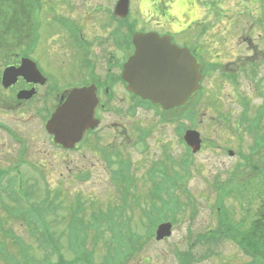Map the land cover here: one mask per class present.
Instances as JSON below:
<instances>
[{
    "label": "rangeland",
    "instance_id": "obj_1",
    "mask_svg": "<svg viewBox=\"0 0 264 264\" xmlns=\"http://www.w3.org/2000/svg\"><path fill=\"white\" fill-rule=\"evenodd\" d=\"M211 1L213 0H197L194 12L200 14V18L208 17L211 13L218 25L215 28L216 35H221L220 41L225 42L221 49L230 50V43H236L234 50L236 53L235 63L240 60V66L249 67L251 66L249 64L250 61H253L255 74L251 78L245 77L241 79L239 83L236 81V83L228 82L224 84V82L211 79L207 81L203 99H198L199 101H197L195 97L190 103L195 105V109L199 112L200 123L205 119H210L213 122V116L219 111L225 113L227 118L230 116L234 120L243 118L245 113L243 112V106H245L243 97H249L253 94L251 92L253 91L252 85L255 84V80L257 83H262L264 91V65L260 62L264 59V40L261 38V34L264 31L263 25L253 22L254 19L259 17L262 20L264 19L262 0H214V10L207 7H212ZM112 2L113 0L38 1V12L32 21L34 36L31 42L27 44L26 52L34 51L32 60L37 62L45 70L46 74L58 78L62 84L66 85L74 80L77 68L74 65L69 66L68 62L63 65L60 54L65 53L62 54L63 59L67 58V55H69V60L73 59L74 51L71 47L74 44L70 40L71 38L65 37V32L58 30L59 25L53 19L54 14L52 12L55 11L56 14L64 13L81 21L87 35L101 38L100 35L104 33L103 28L108 23ZM44 4L46 9L40 12V7ZM154 9L155 7L151 0H133L132 16L139 20L140 26L156 25L157 18L153 16ZM176 9L181 11L182 7L177 6ZM151 10L152 12H150ZM27 13L28 4L26 0H0V52L3 54L6 52L7 59L14 57L13 51H17L24 43L30 40L31 15L27 17ZM91 14L95 16V20L89 17ZM65 17L63 16V18ZM149 18L153 21L146 23L145 20ZM243 32H246L245 38L251 37L249 41L239 37ZM47 42H50L51 46L49 47H52L54 57L50 55L51 51L46 44ZM74 60L80 63L79 57ZM78 68H81V66ZM78 77L76 76V79ZM0 91L3 90L1 89ZM254 94L256 95L254 103L257 106L264 98L261 96L257 97L259 95L257 93ZM3 103L6 104L4 101ZM254 111L255 109H252L251 113L245 114L250 116L254 114ZM151 114L141 112L138 115H132L128 113V116H126L125 112H109L106 115L105 125H108V127L109 125H115L117 127L113 129L115 137L113 130L107 129V133L103 136V139L101 138L105 146L110 142L112 143L110 147L118 148V146H121L119 148L122 152L120 153L121 158L132 160L130 170L134 178H136L133 190L139 199V205L141 203V205H144L149 200L147 192L151 184L148 185L146 183V174L149 169L157 161H166L169 155L176 160H180L183 157V148L179 139L175 136L173 125L169 127L160 126L157 124L158 120L152 118ZM4 118L7 120V117ZM216 120L227 122L220 116H217ZM32 121L37 122L35 118ZM37 123L38 125H35L36 129L25 122L22 124V128L25 129L30 141L26 158L23 157L25 162L20 167L23 170V174L21 172L17 173L13 169L15 160L18 158L16 153L19 150V145L8 140L0 131V219H3L4 227L12 229L15 234L14 237L6 239L7 253L9 252L14 257L21 259L19 243L16 241L21 238V242L29 246V254L34 258L35 264H42V261H45L47 256L52 261L57 260L58 252L53 249L54 246L49 245L45 235L40 231L35 232V234L31 231V227L35 231L42 228H39L35 222H32L33 225L29 227L27 224L30 221L27 222L24 215L12 218L2 205L4 200L9 208H25L28 201L36 205V203H41L45 200L50 193L49 203L53 204L56 209L51 210L45 205V217L52 224L50 232L55 242L60 246L59 253L67 260L72 261L76 257L75 251H81L83 248L84 253L81 254L83 257L80 258L83 263L76 262L75 264H85L84 257H88L94 264H111L112 257H115L114 252L117 245L111 242V231L105 224L99 227L95 226L93 214L104 212L110 207L109 205L116 206L121 202L120 195L123 187L121 181L116 179L113 174L116 169L115 164L110 165L105 161L101 156L102 154H100L102 152L95 150L93 145L85 146L81 151L61 152L58 147L49 144L43 133L40 134L37 131L40 126L39 122ZM141 124H148L153 128V132L148 137L147 150H144V147L136 142V128ZM211 125L210 128L203 129V136L209 139L208 142L211 144L216 143V138L218 137L234 142L238 136L227 130L225 126L223 130L218 128L212 130ZM218 126H220L219 123ZM197 128L202 129V125ZM249 136L251 135L247 134L243 138H248ZM33 138L35 139L33 140ZM104 145L102 146L104 147ZM215 154L218 156L221 152H215ZM215 154L210 149L205 150L197 157L196 161H202L203 164L209 162L214 164L216 159L217 162L220 161ZM6 166L7 175L4 173ZM84 173H88V177H84ZM189 178H191V175ZM14 179H16V182L12 185ZM21 180L22 186H20ZM206 181L207 178L204 174L201 180L199 178L191 179L188 189L196 199L197 211H194L195 213L192 215L191 209H189L191 206L187 208L188 210L184 214L183 211H179L180 213L176 214L178 222L174 225L172 236L161 241H157L155 237L146 240L147 226L141 224V210L136 207L138 205L135 204V199L130 195L128 197L130 208L126 211L125 214L127 216L125 218L131 217V226L123 227L126 233L140 234L145 239L143 238L139 252L122 264H181L180 257L176 255V252L179 251H181L179 253H189L187 255L188 258H190V255L195 256L192 261L190 259L189 264H243L241 262L251 264V255L248 259H244L242 255L238 254L239 248L233 246L230 241L218 240L207 244L209 246L207 247L193 240L195 233L201 232V227L203 226L201 223H208L210 219V205L207 202L208 200L205 199V193L203 192ZM19 189L32 192L31 198L27 199L20 193L14 194ZM77 197L82 203L78 216L87 225L85 228L82 226L77 227L75 231L71 232L72 216L70 210L75 207L74 202ZM180 198L183 201L185 199L182 193H180ZM186 216L188 217L187 223L185 222ZM123 220L119 219L120 222H123ZM206 225H204L205 230L208 229ZM81 236L86 238L84 246L81 240L76 241ZM3 238L0 232V240ZM212 245H215L213 248L215 247L214 250L219 251V255L217 257L213 256L212 259L207 258L201 261L200 258L203 256V252L211 248ZM110 246L112 249H110ZM234 258L236 260H233ZM10 262V259L0 255V264H9ZM259 264H264V260L259 262Z\"/></svg>",
    "mask_w": 264,
    "mask_h": 264
},
{
    "label": "flooded vegetation",
    "instance_id": "obj_2",
    "mask_svg": "<svg viewBox=\"0 0 264 264\" xmlns=\"http://www.w3.org/2000/svg\"><path fill=\"white\" fill-rule=\"evenodd\" d=\"M151 1L155 7L153 13L157 18L156 25L140 26L137 18L132 17L128 21L138 26L128 30L130 26H125L124 18L112 15L109 12L108 23L103 28L104 33L100 35L101 38L92 35L85 36L82 22L74 18V25L82 32V41L78 42L80 49L78 51L73 50V59L69 60V55H67L66 61L62 57V54L65 53L60 54L63 65L68 62L69 66L74 65L77 68L74 80L66 85H63L58 78L46 74L45 70L36 62L39 75H35L32 73L34 70L27 67L24 76H20L14 84L4 88L2 74L5 68L9 65H20L24 57L32 59L34 51L26 52L25 49L28 43H24L17 51H13L14 57L10 59H7L6 52L4 54L0 52V88L3 90L0 91V122L3 123L1 124V130L8 140L19 145L16 157L20 155L25 157L29 151L30 141L25 129L22 128L23 122L35 129V125H38L37 122H39L40 126L37 131L40 134L43 133L49 144L58 147L61 152L81 151L85 146L93 145L95 150L102 152L100 154H102L104 160L111 161L114 159L112 156L115 147H110L111 142L105 146L102 139L107 133V129L113 130L117 127L115 125H109V127L105 125L106 115L113 111L125 112L126 116H128V113L138 115L144 112L151 114V112L155 113V109H157V107H153L142 100L138 95L130 92L123 77L124 65L136 51L133 43L135 32L155 31L160 35H170L176 46L189 49L196 58L199 71L202 74L201 89L198 92L206 90L205 83L210 79L224 82V84L228 82L236 83V81L239 83L241 79L251 78L255 74L253 61H250L251 66L249 67L240 66V60L235 63L236 53L234 50L236 43H230V50L221 49L225 42L220 41L221 35H216L215 28L217 25L213 21L209 24L212 17L201 19L200 15L194 12L196 0H190V3L186 4L187 8H183L181 11L176 9V0ZM89 17L95 20L94 15L91 14ZM152 21L150 18L145 20L146 23ZM245 34L246 32H243L239 37L244 39ZM250 38L245 39L249 41ZM46 44L48 47L51 46L50 42ZM51 48L49 47L52 54L49 53L54 57ZM77 57H79L80 63L74 60ZM167 57L170 61L181 59L182 51L168 52ZM260 62L264 65V59ZM211 65L212 67H210ZM79 66L82 69L78 68ZM76 76H79L78 79H76ZM254 82L255 84L252 85L253 91L251 92L253 94L249 97H243L245 99L243 112L251 113V110L255 109L254 114L248 116L244 113L243 118L239 117L240 119L236 120L230 116L223 119L227 122L216 121L211 128L212 130L215 128L223 130L225 126L226 129L232 130L236 136L238 135L241 138L237 136L234 142H229L226 138L218 137L216 143L213 144L208 142L209 139L202 138L200 150L191 155L197 159L208 149L213 151L214 154L215 152H221L218 156L215 154L220 161L217 162L216 159L214 164L213 162L203 164L202 161L193 160L188 162V152L192 151L189 150L186 141L180 139V145L183 148L182 163L180 160V165L184 173L183 190L188 189L192 178L201 180L203 174L207 178L203 189L205 199L211 205L209 208L210 219L208 223H201L203 225L201 232L195 233L196 235L192 239L207 247H209L207 244L216 242L217 238L230 241L233 246L239 248L238 254L242 255L244 259H248L251 255L250 263L259 264L264 260V100L256 106L254 103L256 95L254 93L259 94L257 97L264 98V91L262 83H257L256 80ZM75 88H89V99L90 101L91 97L96 99V105L93 116L91 113L79 116V119L85 118L88 120L87 123L83 125L80 122L73 123L72 131H78L81 134V140L73 144L74 147L67 148L63 144L55 142V135L48 129L47 124L56 110L67 101L71 90ZM80 103L86 102L82 101ZM185 110L186 106L175 109L176 112H185ZM160 115L162 116V114ZM4 117H7V120ZM151 117L157 120L156 116L152 114ZM34 118L37 122L32 121ZM93 118L96 119V124L93 123ZM237 120L244 125L241 129L237 128ZM218 123L220 126H218ZM157 124L171 126L166 121H158ZM203 127L209 128L207 126ZM184 129L186 130V128ZM152 132L153 128L148 124L137 126L136 142L141 143L140 136L144 135L146 139ZM113 134L115 137L114 130ZM247 134L251 136L243 138ZM75 137L77 135L74 132L71 135L72 140L68 141L69 145L74 143ZM120 147L118 146L117 150ZM118 156L116 155L115 160ZM190 174L191 178H189ZM204 225L208 228L207 230L204 229ZM213 246L215 245L203 252V255L209 259H212L213 256L217 257L216 255L219 253V251L214 250L215 247L213 248ZM241 263L245 264L246 262Z\"/></svg>",
    "mask_w": 264,
    "mask_h": 264
},
{
    "label": "water",
    "instance_id": "obj_3",
    "mask_svg": "<svg viewBox=\"0 0 264 264\" xmlns=\"http://www.w3.org/2000/svg\"><path fill=\"white\" fill-rule=\"evenodd\" d=\"M129 2L130 0L120 1L118 6L119 15L127 16ZM165 41V38H160L155 33L136 35L135 44L138 50L126 65L125 77L129 81V88L132 91L134 90L143 97L149 98L155 103L158 102L165 108H169L186 102L196 86H198L197 81L200 77L197 64L191 58L170 64L165 49L167 51L173 49ZM157 49H160L165 57L164 64L153 65L155 56L151 54ZM25 66L27 65L23 64L16 69L9 68L5 74L17 77L19 74L24 73L23 68ZM73 92L70 102L62 109H59L49 123L50 129L56 133V140L59 142H66L64 139L66 138L64 135L66 125L67 123L75 122L80 114L81 106L78 105L76 99L78 101L88 99L83 97L84 90L78 89ZM86 104L83 110L92 113L94 105L92 104L90 107L88 103ZM196 137V132L189 135L192 142H195ZM167 227H169V224L162 225L159 232L168 233L165 229Z\"/></svg>",
    "mask_w": 264,
    "mask_h": 264
},
{
    "label": "trees",
    "instance_id": "obj_4",
    "mask_svg": "<svg viewBox=\"0 0 264 264\" xmlns=\"http://www.w3.org/2000/svg\"><path fill=\"white\" fill-rule=\"evenodd\" d=\"M189 162V160H188ZM162 173L165 176V178H167V175H171V174H167L166 171L161 172V178L162 177ZM167 174V175H166ZM172 177L174 180H178L180 178V172L177 171L174 173V175L172 174ZM170 190L169 193H162L164 191ZM153 195H156L157 197H159L160 199V203H162L161 209L160 211L164 214L167 213V211L169 210V215L170 217L175 220L176 219V214L177 212H179L181 206L179 205L180 201H179V195H178V190H175V186L169 182V180L165 179L164 181L161 182H157L154 185V189H153ZM169 218V217H168ZM47 224V223H45ZM138 236H141L140 234H136ZM139 239L133 240V239H121L120 243L117 246V250H116V257H118V255H120L121 252H123L125 255L130 253L131 249L134 250L133 247H131V245L136 244L137 241ZM124 247V249H123ZM114 261V257L112 258ZM33 260V259H32ZM47 264H53L48 262ZM59 264V263H58ZM64 264H71L69 262H65Z\"/></svg>",
    "mask_w": 264,
    "mask_h": 264
},
{
    "label": "bare ground",
    "instance_id": "obj_5",
    "mask_svg": "<svg viewBox=\"0 0 264 264\" xmlns=\"http://www.w3.org/2000/svg\"><path fill=\"white\" fill-rule=\"evenodd\" d=\"M151 55L155 56L153 65H157V64L159 65V64L164 62V58L161 57L160 55H156V54H153V53Z\"/></svg>",
    "mask_w": 264,
    "mask_h": 264
},
{
    "label": "snow or ice",
    "instance_id": "obj_6",
    "mask_svg": "<svg viewBox=\"0 0 264 264\" xmlns=\"http://www.w3.org/2000/svg\"><path fill=\"white\" fill-rule=\"evenodd\" d=\"M177 5L180 7H184L186 4L190 3V0H176Z\"/></svg>",
    "mask_w": 264,
    "mask_h": 264
}]
</instances>
